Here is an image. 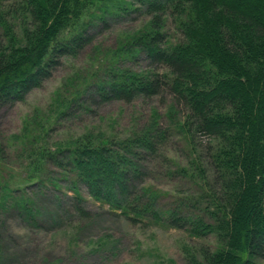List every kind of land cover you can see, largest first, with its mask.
<instances>
[{"label":"trees","instance_id":"1","mask_svg":"<svg viewBox=\"0 0 264 264\" xmlns=\"http://www.w3.org/2000/svg\"><path fill=\"white\" fill-rule=\"evenodd\" d=\"M23 2L34 29L25 30L27 42L21 45L0 9V24L10 36L6 41L0 36V107L22 100L52 76L64 56L92 42L96 31H89L88 25L97 28L98 22L118 11L142 9L151 16L150 27L122 43V59L111 61L94 81L97 89L91 96L104 101L171 97L169 105L185 112L191 142L196 144L200 134L216 141L208 143L204 157L214 170L219 189L215 193L222 203L205 212L196 208L200 203L194 196L163 201L160 192L137 186L145 166L142 155L158 152L169 132L154 118L143 127L145 134L119 143L56 151L65 160L61 167L76 179L47 174L48 179L39 177L34 191L8 188L0 211L15 212L37 225L44 217L41 195L46 190L62 194L71 187L74 212L88 220L94 215L83 205L85 199L76 187L80 182L93 198L134 221L186 226L195 236L216 232L221 248L205 249L194 264H264V0ZM169 21L179 33L176 40L169 37ZM139 53L145 55L146 69L125 64ZM4 150L0 141L1 161ZM1 172L0 167V184ZM122 188L123 196L114 192H123ZM62 203L63 208L51 209L60 220L71 214Z\"/></svg>","mask_w":264,"mask_h":264},{"label":"rangeland","instance_id":"2","mask_svg":"<svg viewBox=\"0 0 264 264\" xmlns=\"http://www.w3.org/2000/svg\"><path fill=\"white\" fill-rule=\"evenodd\" d=\"M0 9L3 19L12 25V33L20 37L18 45L26 43L25 30L34 28L23 0H0ZM117 13L105 18L106 22H98L97 28L88 25L89 31H96L92 42L64 56L40 87L22 100L0 107V141L5 146L0 160V199L8 188L34 191L39 177L48 179L47 174L76 179L61 167L65 160L56 151L113 145L137 133L145 134L147 128L143 127L156 118V124L168 126L169 132L158 152L142 155L145 166L137 186L160 192L163 201L194 196L199 198L196 208L201 211L219 209L222 202L215 193L219 189L214 170L204 157L208 143L216 141L200 134L195 138L197 145L191 142L185 112L169 105L171 97L139 96L131 101L92 98L97 89L94 81L102 77L111 61L122 59V43L150 27L151 16L142 9ZM168 29L169 37L176 40L179 33L174 23L169 21ZM0 36L4 41L10 38L1 24ZM125 64L140 70L148 67L143 53ZM157 111L160 115L156 117ZM76 187L85 199L83 205L94 215L88 220L74 212L71 187L66 194L46 190L41 195L44 217L39 225L26 222L15 212L0 211V264H194L193 259H201L205 249L213 252L222 246L216 232L195 236L186 226L134 221L93 198L84 183ZM61 202L71 211L62 220L51 210L63 208Z\"/></svg>","mask_w":264,"mask_h":264}]
</instances>
